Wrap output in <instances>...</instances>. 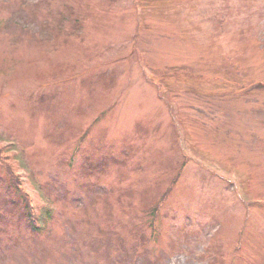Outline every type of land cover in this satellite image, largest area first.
Segmentation results:
<instances>
[{"label": "rangeland", "instance_id": "1", "mask_svg": "<svg viewBox=\"0 0 264 264\" xmlns=\"http://www.w3.org/2000/svg\"><path fill=\"white\" fill-rule=\"evenodd\" d=\"M0 264H264V0H0Z\"/></svg>", "mask_w": 264, "mask_h": 264}, {"label": "trees", "instance_id": "2", "mask_svg": "<svg viewBox=\"0 0 264 264\" xmlns=\"http://www.w3.org/2000/svg\"><path fill=\"white\" fill-rule=\"evenodd\" d=\"M5 168L7 169L8 172L7 175L9 174L8 176H10V180L12 182V184L6 183L5 185L10 190L9 192L15 193L16 205L21 210L19 214L22 216V218L23 216L26 218L27 224L31 229L33 230L40 229L41 222H44L45 224V220H46L45 213L41 212L40 215L39 213H37L28 195L22 190V187L19 184L14 183L13 180H15L16 182L18 181L13 171L9 167H5ZM162 203H163L162 196H159V198H156L154 200V204L151 206V211H150V213H152V218L150 217V219H148L149 227L153 226V217L158 215V209L162 205ZM43 208L46 210L45 207Z\"/></svg>", "mask_w": 264, "mask_h": 264}]
</instances>
